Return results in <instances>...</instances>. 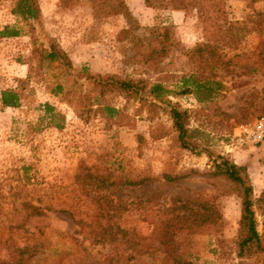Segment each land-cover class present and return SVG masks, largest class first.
Returning <instances> with one entry per match:
<instances>
[{
    "label": "rangeland",
    "instance_id": "374dc122",
    "mask_svg": "<svg viewBox=\"0 0 264 264\" xmlns=\"http://www.w3.org/2000/svg\"><path fill=\"white\" fill-rule=\"evenodd\" d=\"M14 2L0 0V32H18L0 34V258L37 241L40 252L26 264H236L240 199L209 170L211 158L227 156L246 167L254 197L264 191V145L235 142L264 117L256 50L264 0H190L187 8L125 0L137 22L128 33L122 15L94 17L86 0H38L41 14L28 20L12 13ZM49 41L71 67L45 58ZM185 78L202 86L178 93ZM115 79L137 91L103 86ZM155 83L159 96L188 111L194 150L180 146ZM7 89L20 94L16 107L1 104ZM106 105L116 111L109 115ZM138 177L148 179L124 182ZM207 199L221 220L175 228L170 256L158 235L178 212L170 208ZM28 204L44 214L29 215ZM95 218L117 240H95L87 226Z\"/></svg>",
    "mask_w": 264,
    "mask_h": 264
},
{
    "label": "trees",
    "instance_id": "16d2710c",
    "mask_svg": "<svg viewBox=\"0 0 264 264\" xmlns=\"http://www.w3.org/2000/svg\"><path fill=\"white\" fill-rule=\"evenodd\" d=\"M60 5L63 7H73L78 4L80 0H59ZM90 3L92 8V14L94 17H109L115 15H122L127 23V28L123 32L128 33L132 28L137 26V22L134 20L132 13L126 4L125 0H86ZM146 2L155 0H144ZM158 1V0H156ZM174 8H187L190 4V0H169ZM216 4L217 3H213ZM216 8L217 15L223 18V12ZM12 13L21 16L23 19H37L40 14V6L38 0H15L11 9ZM259 23L264 25V12H258ZM16 30H11L9 26L4 27L0 32L2 36L16 35ZM258 59L264 64V39H261L256 47ZM44 56L48 61H55L65 67H71L72 62L69 56L61 51L59 47L52 41H49L48 48L44 49ZM87 78H93L92 75H87ZM218 86H221L219 82L215 81ZM103 86L116 85L120 89H134L130 81L124 80H104ZM183 88L178 92L184 94L189 92L188 85L195 87H201V81L197 79L185 78L183 80ZM136 87V86H135ZM161 87L160 83H155L152 86V91L155 99L163 102L168 107V113L172 120V128L177 133V140L181 147L194 150L196 148L195 142L192 141V135L188 126V111L186 109H180L177 104L171 103L168 99L158 95V89ZM60 88V87H58ZM137 91V88L134 89ZM20 101V94L12 89H7L1 92V104L5 107H16ZM155 102H151V105H155ZM46 111L50 112L53 107L49 104L45 105ZM104 110L109 112V115L116 110L113 107L106 105ZM209 157L211 155L209 154ZM209 173L214 176L222 177L228 184L230 190L235 193L240 199V218L238 220V228L236 234V264H264V191L258 197H254L253 186L244 165H239L233 160L224 155H217L215 158H211V166ZM164 180L173 181L176 176L168 173H163L161 176ZM148 178H136L125 179V183L129 185L143 184ZM190 200L181 201V203L170 209L177 210L178 212L173 214L166 220L163 227L159 231V242L165 245L168 254L173 256L174 234L172 231L175 228H187L192 231L197 230L198 227L203 224H217L221 220V213L217 205L210 199L205 201V204L197 207H189ZM28 210V214L32 216H41L44 214L43 209L40 206L28 204L25 206ZM257 215L261 217L262 231L259 232L258 225L259 220ZM84 225L82 221H77ZM86 224V223H85ZM91 229V232H96L100 237L94 235L95 240L114 241L116 234L111 233L105 225H101V222L95 218L94 225L87 224ZM121 238H124L128 231L121 229ZM99 229V230H98ZM126 239V238H124ZM220 246V245H218ZM42 244L39 242L24 243L21 246H15L12 251L6 254L3 258H0V264H26V262L35 257L39 252ZM217 251V249H215Z\"/></svg>",
    "mask_w": 264,
    "mask_h": 264
},
{
    "label": "built area",
    "instance_id": "2783aa9c",
    "mask_svg": "<svg viewBox=\"0 0 264 264\" xmlns=\"http://www.w3.org/2000/svg\"><path fill=\"white\" fill-rule=\"evenodd\" d=\"M237 145L244 143H260L264 145V117L256 119L251 127H244L243 132L236 135Z\"/></svg>",
    "mask_w": 264,
    "mask_h": 264
}]
</instances>
